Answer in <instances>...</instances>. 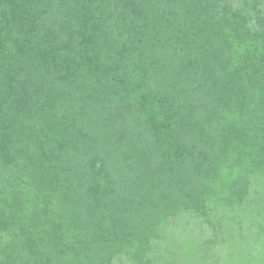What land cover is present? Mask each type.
Segmentation results:
<instances>
[{
    "label": "trees",
    "instance_id": "trees-1",
    "mask_svg": "<svg viewBox=\"0 0 264 264\" xmlns=\"http://www.w3.org/2000/svg\"><path fill=\"white\" fill-rule=\"evenodd\" d=\"M253 180L264 0H0V204L39 192L69 264H152L168 220L252 194L262 215Z\"/></svg>",
    "mask_w": 264,
    "mask_h": 264
},
{
    "label": "rangeland",
    "instance_id": "rangeland-1",
    "mask_svg": "<svg viewBox=\"0 0 264 264\" xmlns=\"http://www.w3.org/2000/svg\"><path fill=\"white\" fill-rule=\"evenodd\" d=\"M258 185L253 180L254 192L264 196V186ZM258 200L252 194L242 206L220 207L204 218L168 220L151 254L152 264H264L262 235L256 226L264 220V213L256 214ZM9 221L14 228L4 234L0 231V240L9 247L7 254L0 249V264H27L20 252L31 264H69L65 255L70 252V232L53 218L39 192L26 189L4 200L0 226ZM107 264L131 263L121 258Z\"/></svg>",
    "mask_w": 264,
    "mask_h": 264
}]
</instances>
